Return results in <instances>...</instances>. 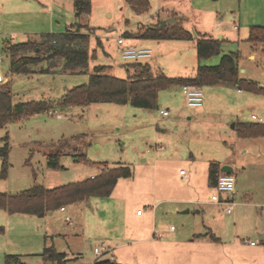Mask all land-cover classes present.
I'll return each mask as SVG.
<instances>
[{
	"label": "rangeland",
	"instance_id": "rangeland-1",
	"mask_svg": "<svg viewBox=\"0 0 264 264\" xmlns=\"http://www.w3.org/2000/svg\"><path fill=\"white\" fill-rule=\"evenodd\" d=\"M167 11L177 12L194 34L219 37L223 30L222 52L201 63L217 64L223 52L239 51L241 77L264 88V41L248 40L251 24L264 25V0H150L141 13L127 0H92L91 12L80 19L73 0H0V59L4 60L1 67L12 101L42 99L54 111L25 114L0 127V147L6 142L9 147L7 176H0V191L20 193L36 183L53 187L114 164L133 168V175L121 177L110 195L66 204V210L55 209L51 215L0 209V264L6 253L20 254L26 264H56L42 255L50 245L68 254V264H89L96 256L95 245L133 232L153 203L165 196L180 198L166 202L169 212L162 216L177 228L176 233L187 234L193 224L201 225L211 214L225 237L237 235L242 245L238 252L251 251L245 238H256L264 248V240L256 232H264V135L240 136L236 127L241 121L264 122V90L246 86L239 90L232 82L202 85L204 101L198 107L186 103L180 83L159 91L156 108L114 101L84 105L61 101L67 89L87 82L99 63L107 64V73L123 78L132 72L126 64L133 61L148 62L169 76L193 74L199 63L194 41L138 37L141 27L163 20ZM79 20L93 28L89 52L94 56L89 57L85 69L67 68L61 58L32 64L31 72L10 69L1 52L4 40H37L42 32L63 31ZM87 26L81 30L86 31ZM120 34L125 40L151 47L153 55L142 60L123 59L117 46ZM161 109L169 114L162 115ZM55 151L61 152L60 168L48 166V154ZM77 155L86 160L77 159ZM211 161L228 162L234 168L237 204L232 213L211 200L218 192L207 183ZM1 167L0 156V172ZM181 168L186 175L179 173ZM194 197L203 202H193ZM196 206L205 211L194 212ZM186 208L188 212L183 211ZM137 209L146 214L138 216ZM234 253L229 250L230 256H220V263L237 264ZM114 254L120 262L142 264L140 243L119 246Z\"/></svg>",
	"mask_w": 264,
	"mask_h": 264
},
{
	"label": "trees",
	"instance_id": "trees-1",
	"mask_svg": "<svg viewBox=\"0 0 264 264\" xmlns=\"http://www.w3.org/2000/svg\"><path fill=\"white\" fill-rule=\"evenodd\" d=\"M137 13L144 12L150 5V0H127ZM75 15L80 19L89 14L92 0H73ZM79 20L75 25H68L63 31L43 32L37 40L5 41L1 49L2 54L9 60L10 69L14 72H31V65L46 58H61L64 66L72 70H83L88 64L90 56L89 37L93 30H81ZM127 36L131 33L126 32ZM140 38H175L190 39L194 41L199 63L192 76H169L164 71L154 70L148 62L133 61L126 64L132 68L127 78L119 77L106 72L107 64H95L90 73L89 80L67 89L61 99L62 103L84 105L94 101H114L130 103L134 106L156 108L158 106L159 91L175 83H190L198 86L232 82L239 88L246 86L252 90H264L253 81H246L240 75L238 58L239 51L223 52L219 63L205 64L200 60L209 58L222 52L223 39L206 34H194L187 29L179 19L171 24L161 26L160 19L153 25L143 26L138 32ZM248 40L257 43L264 41V26L252 25ZM51 104L42 99L12 101V90L8 80L0 84V127L9 121L25 114L51 110ZM238 134L245 137L264 135V122L241 121L237 125ZM7 137V136H6ZM8 142L0 147L2 167L0 176H7L8 170ZM61 152L48 154V166L60 168ZM86 160L84 155H77V159ZM221 170V164L211 161L208 166V184L215 186ZM133 175V168L127 164H114L104 166L94 176L65 184L46 187L36 183L20 193H7L0 191V209L9 213L21 212L38 216L48 211L60 209L66 204L89 199L91 196H108L112 193L117 181L121 177ZM213 239H218L210 233ZM44 259H50L56 264H68L69 258L65 252L57 251L53 245L46 246L42 253ZM3 264H26L18 253H6ZM92 264H133L122 263L109 257L96 258Z\"/></svg>",
	"mask_w": 264,
	"mask_h": 264
},
{
	"label": "crops",
	"instance_id": "crops-1",
	"mask_svg": "<svg viewBox=\"0 0 264 264\" xmlns=\"http://www.w3.org/2000/svg\"><path fill=\"white\" fill-rule=\"evenodd\" d=\"M166 14L167 17H171V16H176L178 13L177 12L172 13L167 11ZM180 19H182V17ZM235 25L237 24H234L233 26L235 27ZM252 25L264 26L263 24L260 23H253L249 26V31ZM47 32H51V31H47ZM223 36H224V31L220 30L218 38L223 39ZM5 41H11V40L8 39L4 40L2 47L4 46ZM2 62L4 63V60H2ZM194 73L188 76H192L194 75ZM249 112H250L249 110H246V113ZM224 163H228V162H224ZM220 164L223 163L220 162ZM208 166H207V183H208ZM99 172L92 173L90 176H94ZM186 174L187 172L181 175H186ZM179 199L180 198H176V197H172V198L167 196L161 197L160 199H158V201L154 202L153 205L148 209V215H145L146 212L144 211L138 212L139 209H137V215L138 216L145 215V218L141 220L142 222L139 223L138 227H134L132 229L133 232L129 234L126 233V236H123V238L114 237L113 240L108 239V241H111V243L103 242L101 245L110 248V252L108 254H105L103 257L110 258V256L112 255L113 256L112 259L117 260L114 254L115 248L119 246H124L125 244L127 245L128 243L129 244L140 243L142 250V255H141L142 264H159V262L160 264H201V263H205L203 262L205 260L208 261V264H222L220 263L222 261L220 260V256L222 255L230 256L229 250L230 252L231 251L235 252L234 255L237 258L238 261L237 264H264V248L259 246L258 240L256 238L244 239V241L247 243H249V240L251 239L257 240L256 244L249 243L250 245L249 247L251 249L250 252L245 250L243 251L247 253L238 252V249L242 245L238 243L237 235L234 234L232 237L229 238L225 237L226 235H223L221 231H219V228H221L220 230H222V227L220 226L216 227L214 223V216L211 214L206 215L207 217L206 219L205 218L202 219L201 225L197 223L193 224L187 234L184 235L181 233H176L175 231L177 230V228L175 227L174 229H172L171 226H173V224H170L168 223V221L163 220L162 216H164V214H167L169 212V208L166 206L165 203L170 202L172 200L178 201ZM192 201L197 204H201L203 202L201 201V199L199 198L197 199L195 197L194 199H192ZM218 206L223 210V208L220 205ZM196 208L199 209L198 212H202V210L205 211V209L202 206H198V207L196 206ZM60 210H66V206L64 209L60 208ZM52 213L53 211H48L43 216H46L48 214L51 215ZM256 232L258 233L260 238L264 240V232L258 229H256ZM210 233H214L218 239H213L210 236ZM95 246L93 247V251ZM66 256L69 258L68 254ZM209 256L215 257L216 258L215 262H213L215 258H212L210 261ZM96 258L97 255L96 256L93 255V257L90 258L89 260V264H92Z\"/></svg>",
	"mask_w": 264,
	"mask_h": 264
},
{
	"label": "built area",
	"instance_id": "built-area-1",
	"mask_svg": "<svg viewBox=\"0 0 264 264\" xmlns=\"http://www.w3.org/2000/svg\"><path fill=\"white\" fill-rule=\"evenodd\" d=\"M235 27H238L235 25ZM118 51L121 57L125 60H142L149 58L153 55V49L146 45L136 44L125 40L124 34H120L117 38ZM2 61L0 59V84L4 83L7 77L2 71ZM241 90V88H239ZM182 92L185 95L186 103L189 106H201L204 101L202 88L195 84L184 83L182 84ZM49 113L53 114L52 110H49ZM162 115H168L169 110L161 109ZM255 117V115H253ZM181 174H185V169L181 168L179 170ZM217 193H213L211 200L216 204L220 205L223 210L227 213H232L236 207L235 195L236 191V178L233 172H222L217 178L215 185ZM65 207L62 206L61 209ZM138 212H141L139 209ZM66 219L70 220V217L66 215ZM174 229V226H171ZM250 244H256L257 240H249ZM94 251L97 255V258L103 257L105 254L110 252V248L104 245L95 246ZM110 258H113L111 255Z\"/></svg>",
	"mask_w": 264,
	"mask_h": 264
},
{
	"label": "water",
	"instance_id": "water-1",
	"mask_svg": "<svg viewBox=\"0 0 264 264\" xmlns=\"http://www.w3.org/2000/svg\"><path fill=\"white\" fill-rule=\"evenodd\" d=\"M180 18H181V16H178V15H176V16H171V17H168V18H165V19L161 20V21H160V24H161V26H164V25H166V24H171V23H173V22L179 20ZM221 170L224 171V172H229V173H231V172L234 171V168H233V166H232L230 163H223V164H221ZM183 211H184V212H188L189 209L186 208V209L183 210ZM195 211L198 212L199 209H195Z\"/></svg>",
	"mask_w": 264,
	"mask_h": 264
}]
</instances>
